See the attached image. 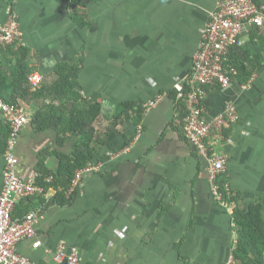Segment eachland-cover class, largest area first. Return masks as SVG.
<instances>
[{
  "label": "crops",
  "instance_id": "0c3cea01",
  "mask_svg": "<svg viewBox=\"0 0 264 264\" xmlns=\"http://www.w3.org/2000/svg\"><path fill=\"white\" fill-rule=\"evenodd\" d=\"M218 1L96 0L85 8V26H79L65 2L0 0V25L13 14L29 75L42 78L36 90L49 86L61 66H73L77 94L99 108L94 158L75 172L65 191L64 181L56 179L79 138H62L54 126L37 129L32 117L48 111L50 102L42 106L33 98L36 90L29 82L28 101L18 100L29 122L13 148L16 174L49 185L23 203L39 216L34 238L17 245L20 255L54 264V252L64 244L85 264H231L237 243L232 215L212 198L206 163L183 132L184 100L174 90L191 74L201 33ZM259 2L264 7V0ZM253 31L245 30L248 48L239 56L248 69L257 65L251 77L225 89L205 87L202 104L208 121L228 103L236 109L238 122L222 147L224 180L241 208L259 203L264 220V39L251 41ZM6 59L0 51V62L5 65ZM2 87L12 89L8 83ZM6 127L0 114V193ZM91 167L97 171L88 173ZM60 193L71 198L68 204L57 203Z\"/></svg>",
  "mask_w": 264,
  "mask_h": 264
},
{
  "label": "built area",
  "instance_id": "2783aa9c",
  "mask_svg": "<svg viewBox=\"0 0 264 264\" xmlns=\"http://www.w3.org/2000/svg\"><path fill=\"white\" fill-rule=\"evenodd\" d=\"M16 0H11L15 2ZM248 27H253L264 36V7L254 0H219L209 14L208 22L201 33L198 50L194 56L192 71L184 84H177L174 90L185 103L183 132L195 153L206 163L207 181L212 198L231 215L235 205L225 202L219 193L216 178L225 171L227 158L222 151L227 141V132L238 122L234 106L226 104L224 110L212 121L205 117L202 101L205 87L215 86L225 89L233 79L225 71L230 50L242 47L243 35ZM16 43L23 46L20 29L11 13L5 24L0 25V46ZM236 72H232L235 75ZM27 80L35 91L42 82L37 74ZM186 84V90H185ZM156 101L151 103L154 106ZM0 114L10 132L6 144L3 187L0 193V264H36L17 252V245L35 236L38 214L29 213L20 220L12 221L16 207L27 199L44 194V189L35 181L23 180L16 174L17 158L13 153L16 139L22 127L29 122L26 108L10 104L0 98ZM86 171L95 172L96 167ZM80 178L77 175L76 179ZM51 181V178L48 182ZM38 246V243L33 245ZM54 264H85L75 249L67 250L60 244L53 254ZM233 264V261L230 262Z\"/></svg>",
  "mask_w": 264,
  "mask_h": 264
},
{
  "label": "trees",
  "instance_id": "16d2710c",
  "mask_svg": "<svg viewBox=\"0 0 264 264\" xmlns=\"http://www.w3.org/2000/svg\"><path fill=\"white\" fill-rule=\"evenodd\" d=\"M58 1L69 4L73 10V21L79 26H85L87 17L84 12L85 8L96 0ZM254 2L258 6L261 5L259 0H254ZM250 37L252 38L251 41L253 39H264V36L257 33V31H253ZM247 48L248 46L245 44L242 47L232 48L225 64L227 74L232 77L233 81L235 80L240 84L246 83L251 77L252 71L257 68V65H250L251 69H248V65L244 62V59H240V55H243V52ZM0 51L7 56L5 65L0 62V98L7 103L17 105L20 104L19 99L28 101L26 97L30 87L27 77L32 70L26 62L28 55L26 49L23 46L13 43L11 45L0 46ZM247 56L245 55L244 57L246 58ZM13 58L16 59L15 66L11 64ZM60 68L56 72V78L49 86H42L30 95L33 98L39 99L42 106L45 102H50L46 107L48 111L44 113L38 111L32 117V121L36 124L38 130L54 126L62 138L67 137V135H76L79 138L78 143L75 145L73 157L64 158L61 161L59 175L56 179V182H58L59 178L64 181L62 184L65 186L66 191L74 178L75 172L84 168L94 158L93 143L96 142V139L94 138L93 124L99 115V108L94 104L88 103L86 100H81L77 94L76 83L71 79V75L73 72H76V68L72 66V68L68 69L66 65ZM233 71L236 72L235 75H232ZM4 83H8L12 89L5 90L2 87ZM22 87L24 88L23 91H21ZM184 88L186 90V84ZM70 102L73 105L69 109L67 104ZM127 109L128 105L125 104L122 105L120 111L124 113ZM138 111L137 115L139 116L141 110L139 109ZM6 126L1 132V143L5 146V150L10 132L7 124ZM224 174L225 171L217 176L216 184L219 187V193L224 201H227L228 204L233 203L235 205L232 220L237 235V243L232 253L233 264H264V220L261 215V206L256 202L248 208H241L237 195L228 187L224 180ZM37 184L42 186L44 190L49 187L43 179H37ZM57 197L58 199L56 201L59 205L68 204L71 200V198L70 200H64L63 193H60ZM29 199L26 201L28 202ZM24 202L22 201L16 207L12 218L13 222L22 219L29 213H38L37 211L31 212V210L25 208L23 205Z\"/></svg>",
  "mask_w": 264,
  "mask_h": 264
}]
</instances>
